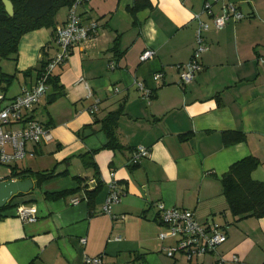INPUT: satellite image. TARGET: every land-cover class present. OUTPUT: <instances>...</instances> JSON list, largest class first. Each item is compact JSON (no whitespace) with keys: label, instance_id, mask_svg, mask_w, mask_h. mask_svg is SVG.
<instances>
[{"label":"crops","instance_id":"obj_1","mask_svg":"<svg viewBox=\"0 0 264 264\" xmlns=\"http://www.w3.org/2000/svg\"><path fill=\"white\" fill-rule=\"evenodd\" d=\"M134 1L85 0L79 7L82 21L95 20L98 28L55 68V85L48 84L29 113L50 130L52 140L28 143L25 156L32 163L18 165L24 156L12 166L53 176L39 185L36 177H28L34 188L11 201L35 205V222L22 221L14 207L0 210V264H84L86 256L128 264H219L220 257L222 264H264V217L235 216L221 182L231 165L246 157L258 161L252 179L264 182V0H225L245 17L220 29L213 28L209 15H201L211 25L205 32L209 48L200 57L202 70L185 86L178 84L176 65L191 59L193 16L202 13L205 0H142L144 5L132 11ZM222 6V1L215 3L213 13ZM67 12L58 13L57 28ZM147 48L156 56L141 62ZM57 52L52 29L24 34L16 58L10 59L12 67L0 66L12 76L10 83L17 81L14 88L0 81L5 103L31 88ZM158 72L163 77L155 81ZM136 80L152 89L150 104ZM96 100L98 110L90 114ZM120 106V146L113 149L106 146L100 120ZM227 132L241 133L243 139L227 142ZM138 146L150 153L132 166L128 162ZM90 151H95L93 164L86 165L79 155ZM51 154L52 162L40 161ZM92 178L97 182L89 184ZM113 178L124 194L111 216L101 209ZM96 187L90 202L88 191ZM69 190L56 199L46 197ZM160 203L190 210L198 222L226 234V241L213 254L168 257L165 249L176 240L158 238L165 230Z\"/></svg>","mask_w":264,"mask_h":264},{"label":"built area","instance_id":"obj_2","mask_svg":"<svg viewBox=\"0 0 264 264\" xmlns=\"http://www.w3.org/2000/svg\"><path fill=\"white\" fill-rule=\"evenodd\" d=\"M85 0H75L68 8L65 23L58 27L55 32V40L58 45L57 54L51 58L43 70L40 72L36 83L31 88H23L20 94L16 95L5 103L6 97L0 91V163L11 165L22 159L26 154L28 143H42L52 140L50 130L39 121L29 117V113L34 107L40 104L42 98L48 89V81L55 68L62 64L70 55L74 46L79 45L94 34L98 28V22L91 20L87 23L82 21L79 7ZM223 2L222 11L214 14L212 6L217 2ZM202 14H207L212 18L214 29H220L230 21H240L245 16L239 11L238 7L225 0H205L202 13L193 16L196 23L195 39L196 47L192 53L191 59L183 64H178L180 71L178 84L185 86L194 82L197 73L202 70L200 57L202 53L208 50V44L205 39V32L211 29V25L201 19ZM156 56V50L152 48L145 49L140 55V61L145 62ZM264 62V58L261 59ZM113 67V65H111ZM163 73L158 72L153 75L155 81H160ZM135 85L147 104L151 103L153 91L144 83L135 81ZM99 100L89 108L90 114L98 110ZM14 124H20L17 128H11ZM150 150L145 146H138L132 152L129 164L134 166L140 163L143 158L149 156ZM1 180V178H0ZM97 179L92 178L89 184L96 183ZM108 193L102 205V213L112 216V207L120 201L124 190L118 185L115 178L107 183ZM77 199L73 200L76 204ZM159 211V220L165 226V230L158 234L160 240L173 238L176 240L174 246L165 249L168 257L174 258L176 253H182L187 259L199 257L205 254L217 252V247L227 239L226 234L220 232L215 227L206 226L198 222L190 210L168 207L163 203L157 205ZM15 215L24 222H35L38 219V210L35 205L25 206L16 205ZM85 243V239L81 240ZM234 261H238L236 256ZM219 264L225 262L220 257ZM84 264H128V263H107L101 256L85 257Z\"/></svg>","mask_w":264,"mask_h":264},{"label":"trees","instance_id":"obj_3","mask_svg":"<svg viewBox=\"0 0 264 264\" xmlns=\"http://www.w3.org/2000/svg\"><path fill=\"white\" fill-rule=\"evenodd\" d=\"M14 7V14L8 15L5 11L3 1L0 0V59H15L17 47L21 37L40 28L52 29L55 36L57 15L62 8H69L75 0H10ZM142 0H135L132 11L142 7ZM48 62V61H47ZM46 63L43 64L44 68ZM43 69L40 70V72ZM40 74V73H39ZM10 83L12 76L2 72L0 67V81ZM56 78L52 74L48 84L55 85ZM7 85H5L6 87ZM123 113V106L109 112L100 120L101 131L107 137L106 146L113 149L120 146L117 130L118 121ZM227 142H239L243 139L241 133L227 132ZM95 151L80 154L79 157L87 165H92V154ZM258 165L254 157L243 158L231 165L229 170L222 176L221 182L223 193L228 201L229 208L235 216L244 217H264V182L252 179L251 171ZM36 177V184H41L44 180L51 178L53 172L32 171L28 168L17 169L15 166L9 175L1 178L10 179L19 177L21 180L28 177ZM101 183H99L100 185ZM98 188L88 191V198L91 202L96 195ZM72 190L55 193H47L46 197L56 199L66 194L72 193ZM18 195H23L19 193ZM17 195V196H18ZM16 197V196H15ZM10 200L2 209L14 207ZM0 209V210H2Z\"/></svg>","mask_w":264,"mask_h":264},{"label":"water","instance_id":"obj_4","mask_svg":"<svg viewBox=\"0 0 264 264\" xmlns=\"http://www.w3.org/2000/svg\"><path fill=\"white\" fill-rule=\"evenodd\" d=\"M5 11L8 15L14 14V7L10 0H2ZM34 188V183L31 178L21 179H2L0 180V209L5 207L19 193L27 194Z\"/></svg>","mask_w":264,"mask_h":264},{"label":"rangeland","instance_id":"obj_5","mask_svg":"<svg viewBox=\"0 0 264 264\" xmlns=\"http://www.w3.org/2000/svg\"><path fill=\"white\" fill-rule=\"evenodd\" d=\"M65 8H62L60 11H59V14L62 15V13L64 12ZM0 66L3 67V68H11L12 67V63H11V60L10 59H0ZM10 72V71H9ZM4 84V83H3ZM6 85V84H5ZM17 85V81H13V83H10V87L12 86V88H14L15 86ZM4 86V85H2ZM8 86V88H9ZM8 90V89H7ZM38 158V157H36ZM40 161H45L47 163H50V161L52 162L53 161V155L51 154V156L48 158V155H47V158L45 160H40ZM29 163H32V158H30L29 156H25V158L22 160V161H18V165L20 166H26V164H29ZM36 163H34L32 166L34 167ZM12 166L13 164L11 165H4V164H1L0 163V178H3L7 175H9L12 171Z\"/></svg>","mask_w":264,"mask_h":264}]
</instances>
